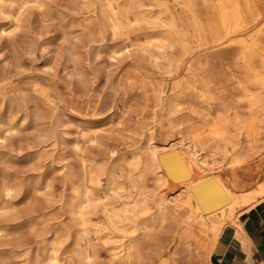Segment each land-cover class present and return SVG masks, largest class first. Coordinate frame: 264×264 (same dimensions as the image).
<instances>
[{
  "label": "bare ground",
  "instance_id": "obj_1",
  "mask_svg": "<svg viewBox=\"0 0 264 264\" xmlns=\"http://www.w3.org/2000/svg\"><path fill=\"white\" fill-rule=\"evenodd\" d=\"M23 1L0 0V6ZM81 2L88 14L98 11L103 28L117 38L105 50L109 61L124 58L129 63L128 57L134 55L154 68L139 72L150 79L160 77V105L149 109L146 88L133 87L132 79L127 87L121 86L119 74L102 88L112 90L114 99L101 118L77 113L51 82H45V93L21 91L40 99V111L59 107L77 114L73 118L79 132L91 134L92 145L106 148L103 155L87 154L74 141L78 165L63 173L59 196L76 230L74 235L55 230L35 249L33 264H136L142 260L173 264L176 255L182 254L190 256V264H211L209 256L219 230L225 224L238 227V211L264 198V45L256 38L264 29V0ZM170 3L188 12L191 25L181 24ZM128 88L138 96L137 108L127 120L130 133L108 140L97 130L106 124L123 125ZM119 106L117 115L113 108ZM192 111L204 114L189 124L185 116ZM161 112L165 130L171 136L179 134L166 143L155 140L154 122ZM145 117L153 123L134 151L130 147L138 134L134 122ZM18 126L9 118L0 129L16 131ZM43 186L48 187V182ZM18 190V184L10 180L2 183L1 209L9 203L14 210L30 197L15 194ZM175 226L182 242L164 253ZM19 246L17 255H22L25 245Z\"/></svg>",
  "mask_w": 264,
  "mask_h": 264
},
{
  "label": "rangeland",
  "instance_id": "obj_2",
  "mask_svg": "<svg viewBox=\"0 0 264 264\" xmlns=\"http://www.w3.org/2000/svg\"><path fill=\"white\" fill-rule=\"evenodd\" d=\"M169 7L182 25H191L186 10L178 9L172 3ZM256 36L264 45V29ZM113 40L117 38L103 28L99 12L88 14L81 0H25L20 4L4 2L0 6V126L9 118L19 124L16 131L3 132L0 129L3 136L0 141V187L4 181L10 180L19 186L15 194L21 192L30 196L14 210L9 203L7 209L0 208V228L5 230L0 231V264H33L35 249L55 230L61 235L65 232L74 235L76 227L59 196L63 173L67 168L76 169L78 165L74 141L77 140L79 148L87 154L103 155L106 149L102 145H92L91 134L79 132L77 114L65 113L59 107L40 111V99L23 95L21 91L45 93V82H51L60 97L77 113L101 118L110 111L114 99L112 90L102 88L119 74L121 86L127 87L129 79L133 80V87L143 85L149 99L147 107H159L160 77L150 79L139 72L142 69L149 73L154 68L134 55L128 57L131 63H126L124 58L109 61L105 50ZM97 49L101 50L100 53L96 52ZM135 92L128 88L125 100L128 109L123 125H103L97 130L98 134L115 140L130 133L127 120L137 108ZM119 108L114 107L113 113L118 115ZM203 114L202 111H192L190 116H185L186 122L194 123L197 116ZM160 115L158 122H154L161 128L160 133L156 131L155 140L166 143L179 134L174 132L170 136L164 131L166 119L163 112ZM149 123L153 120L146 117L134 122L138 131L130 143L134 151L141 145ZM201 144L206 147V143ZM45 182L48 187L43 186ZM64 187L66 193L67 186ZM178 231L179 226H175V234L171 233L164 253L181 244ZM145 241L149 243L148 239ZM19 245H25L23 256L17 255L22 248ZM172 263L190 264V256L176 255ZM136 264H146V261H137Z\"/></svg>",
  "mask_w": 264,
  "mask_h": 264
},
{
  "label": "crops",
  "instance_id": "obj_3",
  "mask_svg": "<svg viewBox=\"0 0 264 264\" xmlns=\"http://www.w3.org/2000/svg\"><path fill=\"white\" fill-rule=\"evenodd\" d=\"M157 128L160 133V126ZM221 175L224 178V173ZM236 175L240 179L239 172ZM236 220L238 227L225 224L219 230L210 252V263L264 264V198L238 211Z\"/></svg>",
  "mask_w": 264,
  "mask_h": 264
}]
</instances>
